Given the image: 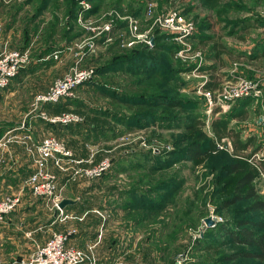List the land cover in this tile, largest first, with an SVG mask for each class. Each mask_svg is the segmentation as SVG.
<instances>
[{
    "label": "rangeland",
    "instance_id": "1",
    "mask_svg": "<svg viewBox=\"0 0 264 264\" xmlns=\"http://www.w3.org/2000/svg\"><path fill=\"white\" fill-rule=\"evenodd\" d=\"M66 1L0 0V49L6 44L14 50L28 51L30 58V63L10 82L16 84L21 81L23 85L10 88L9 84L3 91L10 88L16 92L14 96L30 100L32 108L34 97L45 92L71 67L78 64L81 68L93 70L90 80L78 87L72 97L61 101L52 116L65 112L80 116L82 123L68 126L71 127L69 135L76 136L72 139L74 147L82 145L84 148V151L80 148L74 153L80 156L86 152L85 145L95 146L96 161L105 158L110 161V170L95 180L96 183L90 181V184H96L91 189L97 192L91 197V202L97 203L96 209L104 217L101 219L103 237L107 230V234L114 237L121 260L137 264H175L178 258H182L183 264H194L204 259L203 254L197 251L199 241L205 236H213L211 233L216 234L217 226H234L236 221L245 219L263 222L261 215L248 212L250 201L240 200L219 209V204L231 193L228 178L222 177V159L211 158L194 163L182 156L178 159L172 156L182 152L183 145H178V141L186 134L183 118L196 114L205 123L204 131L210 134L211 121L231 113L238 106L236 101L226 102L222 107L209 106L200 90L208 80L207 68L210 65L215 73L209 80L216 88L239 77L258 81L262 95L250 103L247 118L231 121L230 127L240 131L242 137L260 134L258 138L264 140V27L257 25V22H264V0H220L216 8L203 0H77L79 5L75 17L67 12ZM98 4L96 12H91ZM149 5L153 6L150 15ZM173 13L193 25L191 35L181 39L179 32L158 24L159 19ZM79 15L94 24L109 21L116 15L134 17L138 22L137 32L132 34L125 21L115 18L109 34L91 38L92 35L77 22ZM158 32L163 35L162 43L156 42ZM137 35L142 37L134 38ZM201 37L221 42L230 52L221 57V62L210 63L209 46L200 43L203 41H200ZM89 39L92 47H76ZM132 41L134 43L128 45ZM154 44L173 46L176 49L170 57L173 65L180 63L190 68L178 75L176 89L179 98L194 101L196 106L166 111L157 108L159 116L172 114L177 121L160 119L128 128L118 119L130 117L131 112L116 106L91 84L95 82L106 90L120 93L140 94L142 87L130 85L135 77L126 71L98 73L102 66L122 55L139 54L141 51L149 53ZM72 47L73 50L69 51ZM181 51L184 56H187V51L189 56L199 51L200 56L194 60H183L178 57ZM162 54L168 56L166 52ZM198 62L201 66L195 71ZM131 66L139 68L135 63ZM140 68L145 69L146 65L142 64ZM248 71L255 75L249 77ZM8 106L0 101V126L7 118ZM213 110L219 113L215 116ZM98 113L100 115L95 116ZM43 123L47 122L43 120ZM56 138L65 139L63 136ZM60 140L66 144L65 140ZM223 145H227V141ZM157 157L160 158L155 159ZM146 158H151L150 162L155 165H149V161L144 160ZM168 160L166 165L164 162ZM148 166L155 170L150 172ZM255 187L264 200L263 176L256 181ZM136 193L143 197L138 199ZM208 218L213 222L211 228L204 223ZM22 227L30 231L33 226ZM41 227L43 230L38 234L47 236L45 226ZM28 230L22 234L26 240L29 239ZM254 231L260 232L258 229ZM213 239L218 242L219 250L211 261L221 263L222 257L248 249L225 235H217ZM98 248L96 246L95 254L99 264L102 255ZM2 249L0 244V253ZM233 264L258 263L238 260Z\"/></svg>",
    "mask_w": 264,
    "mask_h": 264
},
{
    "label": "trees",
    "instance_id": "2",
    "mask_svg": "<svg viewBox=\"0 0 264 264\" xmlns=\"http://www.w3.org/2000/svg\"><path fill=\"white\" fill-rule=\"evenodd\" d=\"M203 1L212 8H216L220 2V0ZM66 4H68L67 12H70V16L75 17L79 2L77 0H67ZM98 7L99 4L94 5L91 12H96ZM257 25L258 27H264V22H257ZM157 34L156 42L162 43L163 35L159 34V32ZM202 39L203 41H201ZM200 41V43H203L202 45L209 46L208 59L221 62V57L225 53L228 54L230 52L226 45L213 41L211 37H201ZM174 49L173 46L166 47L161 44H154L149 49V53L141 51L139 54L137 52L125 54L115 58L114 62H109L100 68V73L98 74H105L106 72L118 73L124 70L127 74L135 77L130 85L135 84L136 86L133 85L134 87H142L140 94H128L126 92L120 93L116 90H106L104 86L101 87L95 82L91 84V87L95 88L103 96H108L116 106L125 107L131 112L130 117L118 119L128 128L139 127L144 122L154 123L160 119L167 122L170 120L177 121L172 114L166 117L159 116L157 108L163 109L161 111L195 108L196 103L194 101L191 102L186 98L178 97L176 89L178 75L189 71L190 68H186L180 63L173 65L170 57L175 52L176 49ZM162 52L168 53V56L164 57ZM133 63L139 65V68H137L138 66L132 67L131 64ZM142 64L146 65L145 69L140 68ZM207 73L208 80L204 84L203 89L213 91L216 86L211 85L209 79L214 78V67L208 66ZM252 101H254L252 97L237 100L238 106L231 113L214 118L210 123V134L204 131L205 123L196 114H191L182 119L186 131L184 137L178 141V145H183L182 152L179 155L174 154L172 157L178 159L182 156V158L194 163L211 158L222 159L224 163L222 177L228 178L227 184H229L231 193L229 194L230 196H225L224 200L219 204V209H225L240 200H246L250 201L247 208L248 212L261 215L263 218V222L245 219L236 221L234 226H217L215 228L216 234H212L210 230L213 236H205L203 240L199 241L200 246H197V251L203 254L204 259L198 260L194 264H233L238 260H253L257 261L258 264H264V200L261 199L255 187L256 181L264 174V156L259 159L256 156L262 150L263 142L256 135L242 137L240 131L230 127L231 121H244L247 118L248 107ZM59 104L49 107L56 108ZM216 113L217 110H213V115ZM98 115L100 113L95 114V116ZM112 115L110 114V117ZM47 125L51 126L53 124L47 123ZM52 127L67 128L68 131L71 128L59 124ZM223 140L230 143L231 152L218 149L217 144H221ZM151 158L144 160L149 161V165H155L150 162ZM169 161L164 163L168 165ZM147 168H150V172L155 170L150 166ZM135 196L138 199L143 197L142 194L138 193ZM142 205L147 204L142 203ZM254 229H258L260 232H255ZM215 235H225L234 243L244 245L248 249L222 257L220 259L221 263L211 261L212 256L216 255L219 250L218 242L213 239V237H216ZM252 248L254 249L252 250Z\"/></svg>",
    "mask_w": 264,
    "mask_h": 264
},
{
    "label": "built area",
    "instance_id": "3",
    "mask_svg": "<svg viewBox=\"0 0 264 264\" xmlns=\"http://www.w3.org/2000/svg\"><path fill=\"white\" fill-rule=\"evenodd\" d=\"M153 6L149 5V15L152 14ZM115 18L125 21L129 31L136 34L138 22L134 17H119L116 15L113 19L94 24L91 21L83 20L82 16L77 17V22L92 35L91 38L107 35L113 28ZM161 27L170 29L174 32H179V38L184 39L186 36L194 32V27L191 23L186 22L183 18L175 13L169 14L163 20H158ZM1 29V26H0ZM142 37V35L134 36ZM146 39V37H145ZM80 42L76 45L78 49L89 46L93 43L90 39ZM134 42H129L132 45ZM69 48V51H72ZM183 51L179 52L178 57L183 60H194L200 56V52H192L189 56L182 55ZM30 63L28 51H18L9 48L6 44L0 49V92L8 87L10 82ZM200 62L195 66V71L200 68ZM93 70L79 67L78 64L71 67L61 78L57 79L52 86L45 92L37 94L34 97L32 111H40L43 107L59 104L61 101L72 97L73 92L85 82L90 80ZM203 86V84H202ZM258 81L239 77L235 81H230L227 84L220 85L213 91L204 90L201 88V94L207 100L210 107H222L226 102H235L237 100L252 97L259 98L262 92L259 88ZM217 112L215 116L218 114ZM39 117L45 122L53 125L69 126L72 124L82 123V118L75 113L65 112L55 116H48L45 112L40 111ZM217 144L218 149L231 152L230 143L227 145ZM86 154L84 156L76 155L67 145L60 139L49 136L41 140L37 145L28 147L27 153L32 158L33 171L24 182V188H27L31 194L37 198L45 200L51 205V209L57 212V217L60 221H64L67 216L63 215V210L59 208V203L62 200V191L64 184H59L60 174L62 179L67 182L77 179L98 180L108 170H110V161L105 158L100 162L96 161L97 148L95 146L85 145ZM229 150H228V148ZM257 159L264 156L259 153ZM20 204L19 196H7L0 200V223L5 221V218L16 210ZM75 230L69 229L66 233L53 234L44 244L37 246L34 252L24 259H16L10 262L0 260V264H98L95 254L96 243L89 245L85 250L77 249L68 245V241ZM98 238H101L99 233ZM184 259L178 258L175 264H183ZM113 264H137L129 263L121 259L115 260Z\"/></svg>",
    "mask_w": 264,
    "mask_h": 264
},
{
    "label": "crops",
    "instance_id": "4",
    "mask_svg": "<svg viewBox=\"0 0 264 264\" xmlns=\"http://www.w3.org/2000/svg\"><path fill=\"white\" fill-rule=\"evenodd\" d=\"M213 61L210 63H214ZM240 73L243 74L242 70ZM247 75L253 77L255 74L248 71ZM17 85L21 86L23 82L12 83L10 88ZM10 88L0 92L1 103L9 105L7 118L0 126V200L7 196H19L20 204L14 212L5 218L3 223H0V244L3 246L0 260L10 262L16 259H24L37 246L44 244L53 234H62L73 229L75 233L69 238V246L82 250L97 242L98 252L102 255L99 264H113L115 260L121 259V254L118 252L119 249L114 237L109 233L107 234L108 230L103 237V221L101 219L104 217L100 211H97V203L91 202V197L97 195V192L91 189V187L95 188L96 184L93 186L90 181L94 183L95 180L77 179L67 182L62 179L60 174L56 173L59 177V184L65 185L62 191V199L75 202L63 210V215L67 216L64 221L58 219L59 217L55 215L49 203L33 196L27 188H24L25 180L33 171L32 158L27 153L28 147L39 144L43 138L49 136L65 137V139H60L65 140L66 145H70L67 147L73 152L80 148L82 150L83 147L82 145H79L78 148L74 147L73 143L75 142L72 139L76 136L69 135L67 128L44 124L39 117L40 111L52 116L58 110L57 107H43L40 111L33 112L30 100L26 101L22 97L14 96L16 92L11 91ZM259 140L263 142L260 151L263 153L264 140L263 138H259ZM84 153L86 154V152ZM261 176L264 177V174ZM82 183L85 186H81ZM17 226L20 227L17 228ZM22 226L33 227L29 231ZM41 226H45L44 233H47L45 237L41 233L38 234L39 231L42 232L43 230ZM27 230L29 232L27 234L28 240L22 236ZM99 233L101 234L100 239L98 238Z\"/></svg>",
    "mask_w": 264,
    "mask_h": 264
},
{
    "label": "water",
    "instance_id": "5",
    "mask_svg": "<svg viewBox=\"0 0 264 264\" xmlns=\"http://www.w3.org/2000/svg\"><path fill=\"white\" fill-rule=\"evenodd\" d=\"M75 202L74 201H71V200H67V199H62L59 203V208L61 210H64L68 205H72L74 204ZM57 214V212H55V215ZM204 223L206 225L207 228H211V225H212V220L211 219H205L204 220Z\"/></svg>",
    "mask_w": 264,
    "mask_h": 264
}]
</instances>
